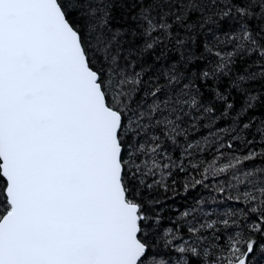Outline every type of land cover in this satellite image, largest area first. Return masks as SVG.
<instances>
[{
  "label": "snow or ice",
  "instance_id": "snow-or-ice-1",
  "mask_svg": "<svg viewBox=\"0 0 264 264\" xmlns=\"http://www.w3.org/2000/svg\"><path fill=\"white\" fill-rule=\"evenodd\" d=\"M258 110L264 0H0V264H259Z\"/></svg>",
  "mask_w": 264,
  "mask_h": 264
},
{
  "label": "trees",
  "instance_id": "trees-1",
  "mask_svg": "<svg viewBox=\"0 0 264 264\" xmlns=\"http://www.w3.org/2000/svg\"><path fill=\"white\" fill-rule=\"evenodd\" d=\"M148 62H151V56H149L148 58ZM167 63V62H166ZM233 95H236L235 93H233ZM210 98V96H209ZM241 98L237 99V106H239V101ZM257 118H260L261 116H264V110H258L257 113ZM213 181H209L208 183H212ZM180 191H182V188L179 189ZM168 195H171V193H169ZM211 195H213L212 192H210L208 189H204L202 187H198L197 189L191 191L188 194H184L182 196H177L174 200H168L166 203L168 205H170L171 207L177 208L178 211H183L186 207H189L190 205L193 204V198H199V197H210ZM206 208V210H212L213 208H216L217 206L214 204H206L204 206ZM224 206H221L219 210H223ZM165 216L168 215H175V213H171V212H166L164 213ZM163 226H167L168 225V220L165 219L162 222ZM258 243L260 242H264V238L261 237H257ZM252 256L255 258L256 261L259 262V264H264V253H259V247L258 245L256 246V251L252 254Z\"/></svg>",
  "mask_w": 264,
  "mask_h": 264
}]
</instances>
